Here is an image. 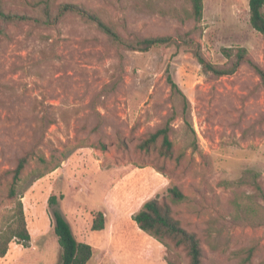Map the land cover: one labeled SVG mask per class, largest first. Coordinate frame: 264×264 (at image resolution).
Listing matches in <instances>:
<instances>
[{"label":"rangeland","instance_id":"obj_1","mask_svg":"<svg viewBox=\"0 0 264 264\" xmlns=\"http://www.w3.org/2000/svg\"><path fill=\"white\" fill-rule=\"evenodd\" d=\"M45 1L55 14L64 3L83 6L128 41L172 42L129 49L78 14L50 26L0 21V228L15 205L12 170L28 155L19 191L31 234L11 242L0 264L61 263L53 208L93 247L87 264H169L170 241L134 220L152 198L199 236L205 264H264V197L255 188L264 189V85L254 67L264 69V37L249 0H204L200 20L190 0L0 5L41 16ZM196 53L222 69L244 58L216 75ZM168 120L173 154L160 152L161 140L142 148ZM174 186L184 200H172ZM100 212L105 228L94 230ZM175 251L189 264L182 247Z\"/></svg>","mask_w":264,"mask_h":264},{"label":"trees","instance_id":"obj_2","mask_svg":"<svg viewBox=\"0 0 264 264\" xmlns=\"http://www.w3.org/2000/svg\"><path fill=\"white\" fill-rule=\"evenodd\" d=\"M44 3L45 5L43 6L41 16H28L25 14L6 12L0 5V21L6 23L27 21L36 26H50L57 23L66 14H78L87 22L94 23L113 43L122 44L129 49L148 50L153 45H166L172 42L170 36L136 38L133 41H128L123 39L113 27L106 24L97 15L83 6L64 3L60 5L58 13L55 14L49 2L45 1ZM190 3V16L196 20H200L204 12V0H190ZM249 7L251 25L264 37V0H249ZM196 54L198 55L200 63L216 75L234 73L244 58V53H240L237 55V61H235L232 67L222 69L208 63L199 53ZM254 67L264 85V69L257 65H254ZM168 80L171 83L173 91H180L171 75L168 76ZM169 130L170 120H168L165 127L151 133L140 146L144 149H149L152 146H156L158 141L161 140L160 152L163 155L171 156L173 154L174 143L169 137ZM28 163L29 156L25 155L19 159L16 167L12 170V179L8 194L14 199L15 205L11 215L5 220L6 223L0 228V257L7 254L11 242L14 240H20L24 243H28L31 240V234L26 223L24 203L21 192L19 191L20 182ZM255 188L264 197V189L257 181L255 182ZM169 195L176 202L186 198V195L178 186L170 188ZM56 203L57 197L53 194L49 199V204L51 207H54ZM53 215L55 221L54 232L58 237L62 249V260L60 264H87L93 255V247L76 238L70 224L57 209L53 208ZM134 220L142 230L160 239L170 241L171 245H167L168 252L165 257L169 264H182L180 254L175 251V249L180 247L186 252L189 258V264H205L204 249L199 236L195 232L187 230L182 225L181 221L174 216L173 209L168 202L161 201L159 198L147 200L134 215ZM105 223V214L100 212L94 219L93 229L103 230Z\"/></svg>","mask_w":264,"mask_h":264}]
</instances>
